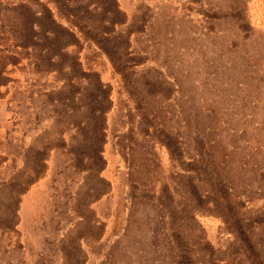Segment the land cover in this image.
I'll return each mask as SVG.
<instances>
[{"label": "rangeland", "instance_id": "obj_1", "mask_svg": "<svg viewBox=\"0 0 264 264\" xmlns=\"http://www.w3.org/2000/svg\"><path fill=\"white\" fill-rule=\"evenodd\" d=\"M0 264H264V0H0Z\"/></svg>", "mask_w": 264, "mask_h": 264}]
</instances>
